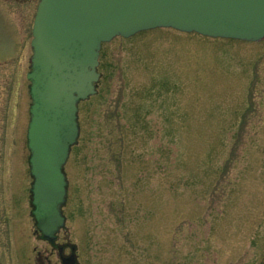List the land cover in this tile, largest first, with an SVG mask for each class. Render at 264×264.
<instances>
[{
    "label": "rangeland",
    "instance_id": "374dc122",
    "mask_svg": "<svg viewBox=\"0 0 264 264\" xmlns=\"http://www.w3.org/2000/svg\"><path fill=\"white\" fill-rule=\"evenodd\" d=\"M37 4L0 0V264L45 248L27 144ZM98 71L58 234L79 264H264V38L157 27L104 42Z\"/></svg>",
    "mask_w": 264,
    "mask_h": 264
},
{
    "label": "water",
    "instance_id": "95a60500",
    "mask_svg": "<svg viewBox=\"0 0 264 264\" xmlns=\"http://www.w3.org/2000/svg\"><path fill=\"white\" fill-rule=\"evenodd\" d=\"M157 27L259 41L264 0H39L27 74V144L33 214L43 237L52 239L65 226L64 166L80 134L79 102L97 92L102 43ZM68 262L77 264L75 254Z\"/></svg>",
    "mask_w": 264,
    "mask_h": 264
},
{
    "label": "flooded vegetation",
    "instance_id": "af4514ba",
    "mask_svg": "<svg viewBox=\"0 0 264 264\" xmlns=\"http://www.w3.org/2000/svg\"><path fill=\"white\" fill-rule=\"evenodd\" d=\"M250 42H256V41H250ZM59 232L60 231L56 233L54 238L49 239L43 237L41 231L37 227V235L39 236L38 239L44 242V247H45L37 251L38 254L37 258L39 260L38 264H52V260L50 258V256L52 255L58 257L59 264H70L68 262V259L69 257H72L74 254H75V262L77 263V258H78L77 245H75L72 241L69 240L61 241L58 236ZM77 264H79V262Z\"/></svg>",
    "mask_w": 264,
    "mask_h": 264
}]
</instances>
